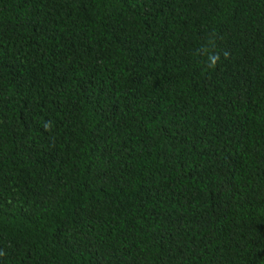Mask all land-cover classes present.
I'll return each mask as SVG.
<instances>
[{"label":"trees","instance_id":"1","mask_svg":"<svg viewBox=\"0 0 264 264\" xmlns=\"http://www.w3.org/2000/svg\"><path fill=\"white\" fill-rule=\"evenodd\" d=\"M0 264H264V0H0Z\"/></svg>","mask_w":264,"mask_h":264},{"label":"clouds","instance_id":"2","mask_svg":"<svg viewBox=\"0 0 264 264\" xmlns=\"http://www.w3.org/2000/svg\"><path fill=\"white\" fill-rule=\"evenodd\" d=\"M201 51H207V48L205 47V48L201 49ZM226 55H227V53H225V56ZM218 59H219L218 56H209V60L211 61V64L209 66L210 67L214 66L217 63Z\"/></svg>","mask_w":264,"mask_h":264}]
</instances>
